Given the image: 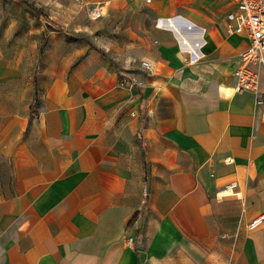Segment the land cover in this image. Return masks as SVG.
I'll use <instances>...</instances> for the list:
<instances>
[{"label":"crops","instance_id":"1","mask_svg":"<svg viewBox=\"0 0 264 264\" xmlns=\"http://www.w3.org/2000/svg\"><path fill=\"white\" fill-rule=\"evenodd\" d=\"M79 1L100 36L0 51V264H264V104L236 89L234 1Z\"/></svg>","mask_w":264,"mask_h":264},{"label":"rangeland","instance_id":"2","mask_svg":"<svg viewBox=\"0 0 264 264\" xmlns=\"http://www.w3.org/2000/svg\"><path fill=\"white\" fill-rule=\"evenodd\" d=\"M34 7L42 13H37ZM130 9H133L132 6ZM142 10L145 21L150 23L153 13L145 8ZM96 18L98 16L93 14L83 15L79 0H0V51L22 58L36 56L39 60L44 57L51 28L60 31L67 43L80 45L101 35L99 30L84 31V24H101ZM110 19L107 17L105 23L108 24ZM64 29L67 30L63 32Z\"/></svg>","mask_w":264,"mask_h":264},{"label":"built area","instance_id":"3","mask_svg":"<svg viewBox=\"0 0 264 264\" xmlns=\"http://www.w3.org/2000/svg\"><path fill=\"white\" fill-rule=\"evenodd\" d=\"M235 9L227 14V28L231 33L244 35L248 39L247 47L241 51L239 63L235 69L236 89L239 92H247L253 95L257 105L264 104V0H233ZM178 17L169 19V23L177 31L179 24ZM161 21V20H160ZM191 27V26H190ZM183 50L188 54L190 62L196 61L199 57L197 48L200 42L197 34L191 37L180 35ZM141 68L149 73L155 70L154 65L148 60H142ZM120 85L127 88H134L138 84L134 74L120 71ZM236 183L226 186V189L234 188ZM145 198L148 196L144 191ZM264 219V213L254 218L250 227L258 226ZM130 246L134 247L135 238L129 236L126 239Z\"/></svg>","mask_w":264,"mask_h":264},{"label":"trees","instance_id":"4","mask_svg":"<svg viewBox=\"0 0 264 264\" xmlns=\"http://www.w3.org/2000/svg\"><path fill=\"white\" fill-rule=\"evenodd\" d=\"M34 10L37 12V13H42V11L40 9H38L37 7H34Z\"/></svg>","mask_w":264,"mask_h":264}]
</instances>
